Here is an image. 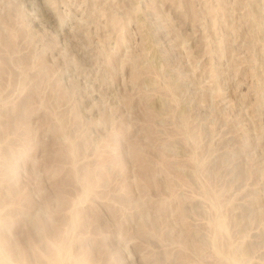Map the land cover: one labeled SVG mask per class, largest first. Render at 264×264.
I'll return each instance as SVG.
<instances>
[{"label":"rangeland","instance_id":"obj_1","mask_svg":"<svg viewBox=\"0 0 264 264\" xmlns=\"http://www.w3.org/2000/svg\"><path fill=\"white\" fill-rule=\"evenodd\" d=\"M55 252L264 264V0H0V264Z\"/></svg>","mask_w":264,"mask_h":264},{"label":"bare ground","instance_id":"obj_2","mask_svg":"<svg viewBox=\"0 0 264 264\" xmlns=\"http://www.w3.org/2000/svg\"><path fill=\"white\" fill-rule=\"evenodd\" d=\"M217 227H218L219 230H222V229H223V225H222V223H221V222H218ZM4 259H5V258H4ZM5 260H6V259H5ZM2 262H3V256L0 255V263H2ZM53 263H54V264H62L58 252H55V253H54V256H53Z\"/></svg>","mask_w":264,"mask_h":264}]
</instances>
